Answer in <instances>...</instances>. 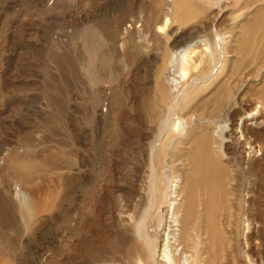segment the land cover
<instances>
[{"label": "rangeland", "instance_id": "rangeland-1", "mask_svg": "<svg viewBox=\"0 0 264 264\" xmlns=\"http://www.w3.org/2000/svg\"><path fill=\"white\" fill-rule=\"evenodd\" d=\"M190 2L185 16L175 0H0V264H157L143 227L161 243L186 216L175 185L207 134L225 179L215 210L199 184L181 262L264 264V0ZM217 31L222 74L163 136L164 62L207 35L219 63Z\"/></svg>", "mask_w": 264, "mask_h": 264}, {"label": "bare ground", "instance_id": "bare-ground-1", "mask_svg": "<svg viewBox=\"0 0 264 264\" xmlns=\"http://www.w3.org/2000/svg\"><path fill=\"white\" fill-rule=\"evenodd\" d=\"M50 1L52 2V4L56 5L57 1L59 0H50ZM175 1L178 4L177 9L181 11L183 15L185 16L194 15L192 12H194L196 8L190 2V0H175ZM178 14L179 12L176 11L175 19L177 18ZM172 19L173 18L171 16L167 15L164 27L161 28V30H165L167 28L169 29L170 26L173 24ZM200 31L201 29H196L193 33L188 34V36L191 38L192 35L199 34ZM214 38L216 44H218L217 47L219 48L220 51L219 53L222 59V61H219V63L217 64L213 65V63H215V60L214 62L211 61V58L209 56L208 51H210L213 46L211 45L210 38L207 35L205 37L199 38L197 41L191 43L190 45H187V47L183 49H180L176 52H171L169 58L166 60V62H164L162 68L164 69L165 67V70L163 72V78H164L163 80H165V82L162 85V99L164 104L167 105V107L165 106L166 108L164 109H166L168 113L164 120L165 129L162 133L163 136L170 138L174 133L178 131L181 132V130L182 132H184L186 131V129H188L186 128V126L188 125L189 118L186 119V117H184V115L181 114V110L179 109L181 103L186 98L191 97L194 94V90L191 92H189V90L196 89L197 90L196 92H198L197 94H199L206 89L207 83L215 77L214 74L217 72V70L219 71L218 73L219 75L222 74L224 67L223 64L226 63V59H227L226 58L227 51L225 50V46H226V41H228V38L225 35L221 34V32L219 33V31L215 33ZM132 42L133 41H131L130 44H132ZM213 54L214 53L211 52V56ZM255 119L256 118L254 114L250 115L245 119H241L238 126L239 129L244 127L246 123L249 122L254 121V123H252L251 125H255L256 124ZM192 121L193 119L190 120V122ZM217 130L218 131L221 130L224 133V132H229L231 129L229 125L226 124L221 129L220 127L219 129L216 128L213 131L214 134L218 132ZM219 135H220V139H222V135L218 134V136ZM160 140H161V136H160ZM214 144H216V142H214L213 137L209 134L205 135L204 137H201L200 140H198L197 146L191 155V160L193 163L192 172L188 175V177L185 179V182L181 186L175 185L176 189L173 188L175 189V191L178 190L179 198H177L176 196L175 200L173 201L174 203H172V205L175 207L180 206L179 208H185L186 216L181 218L179 216L181 210H179L178 208L179 211L176 212L175 219L172 222L173 225L167 227L168 230L166 228H162L161 230L165 232V234L167 233L166 234L167 238L161 240V243L159 240L160 239L159 234H157L156 237L152 238V235L156 233L150 231H149L150 233L147 232L148 228L145 224L146 222L144 223L145 225L143 227L142 234L141 231L137 233V235L141 234V237L143 239L141 238L139 239L142 240L144 247L146 248L149 256L154 260V262L157 259L158 261L157 264H182L181 256L185 254L184 243L187 235L186 226L191 218L194 209V205L196 202V190L200 188L198 187L200 183L206 185V187L203 189L206 191V194L209 196L208 203H210V205L212 206L214 205V207L212 206L211 207L214 210L216 209V200L219 198L217 195V190L219 189L218 187H223L226 170L221 166V164L218 161L217 154L213 147ZM156 148H158L157 145L153 148L151 152L152 156H154L153 153ZM158 152H160L161 154V152H163V148L161 147V149ZM156 196L157 195H155V197ZM171 199L172 198L170 195V201ZM179 202H181V204ZM154 208H155L154 204H152V206H150L149 210L145 214L144 217L145 219L148 218L149 216H152L154 218L157 217V213H153V214L151 213L154 211ZM175 210L176 208L174 209V211ZM214 210L211 212L212 216L215 214ZM150 229L152 230L153 228L151 227ZM139 236L140 235H138V237ZM159 244H161V246ZM159 247H161V249H159ZM180 247L181 250H179ZM141 264H144L143 260Z\"/></svg>", "mask_w": 264, "mask_h": 264}]
</instances>
